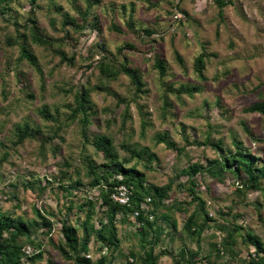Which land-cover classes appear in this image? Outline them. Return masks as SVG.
Here are the masks:
<instances>
[{"label":"rangeland","instance_id":"rangeland-1","mask_svg":"<svg viewBox=\"0 0 264 264\" xmlns=\"http://www.w3.org/2000/svg\"><path fill=\"white\" fill-rule=\"evenodd\" d=\"M224 1L222 8L216 0H10L0 5V210L22 215L25 221L35 217L34 208L49 212L50 231L33 234L41 242V257L32 264L47 260L77 264L58 249L65 247L60 227L63 221L76 224L81 239L85 199L100 201L101 187L89 185L92 176L85 170L89 162L97 167L106 160L92 144L98 133L113 134L118 158H130L129 164L144 172L145 184L162 186L171 181L165 206L158 208L168 221H158L163 232L152 244L154 253H161L158 264H174L180 247L197 249L196 242L182 231L195 203L185 188L190 185L188 176L180 170L193 162L206 165V159L219 158L233 148V138L264 160V114L245 110L264 101V0ZM87 7L83 27L63 24L65 13L81 24L79 10ZM34 25L51 42L50 47L32 41L29 28ZM23 42L35 54L40 71L19 59ZM58 51L67 60H61ZM201 52L206 54L205 79L199 78L194 67ZM106 55L119 70L109 81L100 78L96 67ZM156 56L166 65L162 76L154 66ZM124 62L142 78V92H135L130 77L121 70ZM180 86H198L199 90L176 93ZM82 88L88 89L92 111L86 140L77 120L65 123L74 106V92ZM164 99L169 102L165 108ZM126 104L129 117L122 125ZM142 119L147 122L143 130ZM24 123L32 134L15 143L16 126ZM58 126L57 134L50 136ZM158 132L183 147L181 152L157 142ZM217 142L223 151L214 145ZM124 143L136 155L130 157ZM63 161L70 165V180L64 184L79 179L68 189L51 179ZM193 180L213 218L201 233L196 257L208 255L203 259L206 264H244L254 245L241 237H237L233 257L217 253L212 246L233 225L240 234L250 231L264 241L261 191H238V181L228 171L213 177L203 170ZM260 182L264 185V178ZM173 201L175 208L169 210ZM99 218L106 217L97 203L90 220L94 229L100 227ZM122 218L116 216L117 248L107 247L105 238L91 233L87 250L81 252L90 264H98L101 256L106 258L103 264H141L131 253L142 254L150 248L153 233L143 235L132 214L125 221ZM19 240L26 244L25 250L29 248L26 238Z\"/></svg>","mask_w":264,"mask_h":264},{"label":"trees","instance_id":"trees-1","mask_svg":"<svg viewBox=\"0 0 264 264\" xmlns=\"http://www.w3.org/2000/svg\"><path fill=\"white\" fill-rule=\"evenodd\" d=\"M9 1L10 0H0V5H5ZM216 2L221 8L226 4V1L224 0H216ZM55 7L58 10L61 9L59 5H55ZM88 9L89 8L87 7L83 10H79L83 21L81 24H77L76 21L72 17H69L66 13L64 14L63 24H71V26L76 27L77 29L83 27L84 21L87 19L89 14ZM113 28L116 29V26L113 25ZM29 34L34 43L41 44L44 47H50L52 45L47 38L39 33L38 28L35 25L29 28ZM20 45L19 59H26L31 65L40 71L35 54L32 53L24 42ZM120 49L121 48L118 50ZM58 52L61 60H67L66 55L62 51ZM205 55V53L201 52L194 59V67L200 79L206 78L204 75ZM177 58L180 62H182V59L178 54ZM113 61L114 59L111 58V56L106 55L103 58H100L96 63L100 78L104 81H109L119 75V70L115 69ZM154 66L158 69L160 76L164 75L166 65L162 58L156 56L154 58ZM121 68V70L130 77V80L135 87V92H142L144 82L139 76L137 70L130 68L126 62L122 64ZM195 90H199V87L180 86L176 90V93L184 92L192 94ZM73 101L74 106L70 107L71 112L65 123L70 124L73 120H77V123L80 125L81 135L83 139L86 140L87 127L90 122V115L92 114V111L89 110L91 108V103L89 100L88 89L82 88L81 90L75 91ZM168 103V100L164 99L163 107L165 108V105H168ZM245 110L247 112L258 111L264 114V101L251 104L245 108ZM43 111L45 112V115L48 114L46 107H44ZM128 117V104H126L121 121L122 125ZM146 123L147 122L144 119L141 120L142 130ZM58 129H60V126L52 130L50 136L54 137L57 134ZM31 134L32 131L28 130L27 123L17 124L16 139L14 141L15 143L20 142L26 136ZM112 138V133H98L92 140L93 146L97 150H102L106 156L105 162L97 167L91 166L90 162L85 164V170L87 169L86 174H90L92 176L89 185L101 187L99 192L100 201L98 202V200L90 198L85 199L87 208L85 211L86 216L84 220L80 222V226L83 230L81 239L78 238V228L76 224H70L67 221L62 222L60 231L63 234L65 247L60 245L58 249H60L66 258H73L74 262L77 264H90L88 258L81 256V252L87 250L91 233L95 232L97 238H105L107 241V247L117 248L119 238L117 235L116 216L121 214L123 217L122 220L125 221V219L128 218V214L134 215V213H137L134 217L139 225L140 232L143 235H147L152 232L153 235L152 239L149 240L151 245L150 248L145 249L142 254L131 253V256L134 259H137L141 264H158V258L161 253H154L152 244L159 240L160 235L163 232V228L160 226L158 221H168L167 214L159 213L158 208L160 206H165L164 199L168 197V192L171 190V181L162 186L153 183L145 184L144 172L137 170L133 164L130 165V158H118L115 150L113 149ZM206 139H208V137ZM156 141L163 142L166 147L175 149L177 153L181 152L183 149V147L177 146V144L170 140L165 132L156 133ZM233 142L234 145L232 149H229L227 153H221L219 158L215 157L213 159H206V165H203L200 162H193L185 169L180 170V173H184L188 176L190 185L185 187L184 184L180 183L178 186L183 185L191 196L190 201L195 203L194 209L187 215L186 219H184L182 231L196 242L197 249L193 251L186 249L185 247H180L176 252L174 264H201L204 258L209 257L208 255L203 259H198L196 257L199 253L198 248L201 233L205 227H208L209 222L213 221V218H211L208 214L204 199L194 189L196 183L193 179L198 172L207 170L213 177H219L228 171L234 175L238 181V186L240 187L238 188V191H241L242 189H258L261 191L262 198L264 200V185H261L260 182V179L264 178V160L260 161L261 158L255 156L249 148L243 147L241 142L236 138H233ZM214 145L219 150L223 151L218 142ZM122 147L129 151L130 157L136 155L137 153L134 148H130V146L125 143L122 144ZM146 162L150 163L151 159H147ZM69 167V163L67 161H63L60 163L58 172L51 175V179H58L60 185L65 189L71 188L79 183V179H75L74 182L71 181L64 184V180H70V175H68ZM145 168H147V166H145ZM74 173L78 174L79 171L75 169ZM118 176L121 177L118 178ZM120 184L126 185L130 191L129 201L124 204L119 203L112 197V193L116 191V187ZM143 201L146 202V205L141 207ZM97 203L98 207L102 209V213H105L106 218L105 220H103V218H99L98 221L100 222V227L98 229H94L93 225L90 224V220L94 214V209L96 208ZM173 203L174 201L168 205L169 210H174L175 207ZM34 212L35 217L25 221L22 215H13L11 214V211L0 210V264H32L31 262H34L35 259L41 257V242L37 241L33 234L40 231V234L46 235L51 227V222L47 214L49 212H40L37 208H34ZM77 221L78 219H76V222ZM34 226L37 227L34 228ZM216 226L218 228H224L222 225ZM32 228L34 229L33 231ZM22 236L26 238L27 246H29L30 251L28 254L25 253L26 244L19 240ZM237 237H241L243 242L254 245V251L248 254V258L244 261V264H264V241L256 237L250 231H248L245 235L240 234L238 226L235 225L225 232V235L219 244H213L212 250H216L217 253L224 252L233 257L235 254L234 249L237 244ZM31 253H33V255H31ZM22 259L24 260L21 261ZM105 260V256H101L98 264H103ZM46 264H54V262L47 260ZM211 264L226 263L213 262Z\"/></svg>","mask_w":264,"mask_h":264},{"label":"built area","instance_id":"built-area-1","mask_svg":"<svg viewBox=\"0 0 264 264\" xmlns=\"http://www.w3.org/2000/svg\"><path fill=\"white\" fill-rule=\"evenodd\" d=\"M116 191L114 193H112V197L114 200L118 201L121 204L127 203L129 201V193L130 191L128 190V188L126 187V185L120 184L116 187L115 189ZM146 202H142L141 207L145 206ZM137 213H134V216ZM30 251L29 248H27L25 250V253L28 254ZM201 264H206L205 262H202Z\"/></svg>","mask_w":264,"mask_h":264}]
</instances>
